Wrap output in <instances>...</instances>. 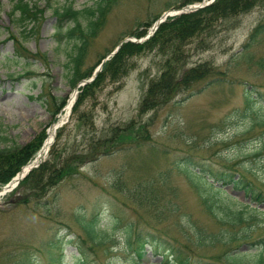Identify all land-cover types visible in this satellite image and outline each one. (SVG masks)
Returning a JSON list of instances; mask_svg holds the SVG:
<instances>
[{
  "label": "rangeland",
  "instance_id": "374dc122",
  "mask_svg": "<svg viewBox=\"0 0 264 264\" xmlns=\"http://www.w3.org/2000/svg\"><path fill=\"white\" fill-rule=\"evenodd\" d=\"M97 1L38 0L44 10L39 32L25 41L32 53L16 58L15 44L9 37L11 32L18 33L10 15L12 3L1 0L0 148L24 145L34 139L54 118L53 97L58 98L59 104L72 92L67 64L73 41L57 44L55 7L73 3L75 8L83 9ZM184 2L111 1L106 22L91 44L85 67L93 65L130 31L144 28V23L154 22L157 16ZM262 20L264 4L221 21L178 50L179 75L189 67L207 62L223 71L215 83H194L172 97L170 103L153 110L143 109L142 99L150 82L160 77L164 63L172 55L170 51L155 49L134 56L128 75L117 83L107 81L95 98L86 100L79 109L86 119H79L78 113L72 116L71 112L57 130L55 162L60 166L71 156L95 148H110L112 153L80 162L71 176L39 198L30 188L1 196L0 264H15L27 253L33 255V264H61V260L64 264H130L134 258L139 261L127 243L126 232L131 223L137 229L151 228L167 236L177 235L184 214H190L208 230H218L201 203L195 181L181 166L185 157H193L194 164L214 168H250L255 174L251 178L264 188V125H260L264 118V32L247 54L238 56ZM71 25L70 21L65 23L64 30ZM253 90L259 99L248 102L245 94ZM115 136L119 138L110 146ZM49 156L50 152L46 159ZM152 182L159 188L156 194L171 205L177 204L175 214L166 211L162 219L155 220L133 201L136 187L145 186L150 192ZM216 183L250 203V198L234 191L231 184ZM202 189L210 193L209 187ZM220 200L233 208H242L226 197ZM253 206L264 211V202ZM78 215L83 219L96 217L109 238L101 246L91 245L76 219ZM116 219L118 223L114 222ZM255 219L261 224L256 234H264V216L257 214ZM177 236L184 242L181 234ZM78 243L86 251L84 262L79 261ZM239 250L249 252L242 258L246 264L264 260V244L257 241L254 246L242 244ZM206 253L203 257L213 256L211 249ZM143 261L166 264L150 250ZM168 264L175 263L170 259Z\"/></svg>",
  "mask_w": 264,
  "mask_h": 264
},
{
  "label": "trees",
  "instance_id": "16d2710c",
  "mask_svg": "<svg viewBox=\"0 0 264 264\" xmlns=\"http://www.w3.org/2000/svg\"><path fill=\"white\" fill-rule=\"evenodd\" d=\"M111 1L113 0H98L95 5L87 6L83 9H77L73 3H67L54 9V14L57 18L55 26L57 44L61 45L63 42L73 41L67 64V78L70 80L72 89L77 86L80 80L89 78L96 66L112 50H108L101 55L94 63L95 65L85 67L91 44L106 22ZM199 1L202 0H185L183 4L177 7ZM11 3L10 15L12 16L13 24L18 28V33L11 32L9 36L15 44V55L30 56L31 52L24 45V42L33 34L39 32L44 10L39 5L38 0H11ZM263 4L264 0H216L211 5L197 11L168 17L167 21L160 25L156 33L145 42H124L118 52L104 63L95 80L79 87L80 92L73 107L72 116L78 113V118L84 119L85 116L79 109L87 99L95 98L97 91L107 81L117 83L128 75L133 68L132 59L134 56L155 49H160L163 52L170 51L172 55L164 63L160 77L150 82L142 99L143 109L153 110L170 103L173 99L172 97L190 89L194 83L201 81L215 83L219 81L218 77L223 71L207 62L189 67L179 75L178 61L180 55L178 58V50L193 38L204 32H209L221 21L234 18ZM1 9L2 2L0 0V14ZM69 21L72 25L64 30L65 23ZM149 25L150 23L146 22L144 23V28L139 27L128 34L140 38L146 34ZM263 32L264 20L253 29L243 46L242 52L238 56L242 57L247 54L252 45L257 43L259 34ZM254 94L255 90L246 92L245 95H247L248 102L249 100L257 101L259 99ZM57 101L58 98L53 97L51 104L54 107V111L52 110L54 118L52 121L56 120V114L65 105L66 98H63L59 104ZM260 125H264V118H262ZM45 137L46 129L43 128L34 139L24 145L14 144L0 148V188L7 184L21 170L22 166L33 158L40 149ZM59 137L60 135L58 134L57 139ZM139 137L140 135L137 137L136 143H139ZM116 138L119 137L115 136L111 141L113 144L110 146H114ZM58 143L56 141L52 147L49 158L22 180L14 192L21 188H30L35 197L39 198L40 195H44L65 177L71 176L80 162L94 161L99 154L112 153L110 148L104 150L103 148H95L86 154L71 156L64 164L59 166L54 159L57 154L55 150H57ZM182 165H184L183 170L185 173L195 181L200 190L199 192H201V203L207 214L215 220L219 229L216 231L208 230L195 221L190 214H184V218L179 222L177 230V235L181 234L184 239V242H181L177 235L167 236L166 234H161L159 230L154 231L151 228L137 229L135 224L131 223L126 232L127 243L139 261L134 258L130 264H146L143 260L149 249L154 256H162V263L166 264L169 263L170 259L175 264H246L242 258L249 255V252H241L239 250L241 245L247 243L254 246L256 241L259 244H264V234H256L261 224L255 219L257 214L264 216V211L260 210L258 206H253V204L258 205L264 202V188L251 178V175L255 176V174L250 168H243L240 171L231 165H225L221 169L199 162L194 164L191 156L185 157ZM220 181H223L224 185L231 184L234 191L244 193L250 198V203H245L239 200L240 198L234 197L228 189L216 183ZM150 184V192H148L147 187L138 185L132 196L133 201L137 205L144 207L146 209L145 213L149 215V218L155 220L162 219L166 211H169L172 215L175 214L179 209L177 204L171 205L167 200L165 201L159 194L155 193V191H159V188L155 187L153 182ZM202 187H209L210 193L206 194ZM220 196L224 199L226 197L233 200L236 204H240L242 208L236 209L225 204L220 200V198L223 199ZM80 217H77V221L88 242L93 246H101L103 241L109 237L104 229L99 226L100 223L97 218L83 219ZM116 221L118 223L119 219L114 222ZM70 242L76 243L77 241L70 240ZM77 246L81 253L79 261L82 260L84 262L86 251L82 244L78 243ZM208 249H211L213 256L203 257L207 255L206 251ZM18 260L15 264H33V255L27 253ZM257 262L261 264L264 262L263 258H260ZM61 264H64L62 260Z\"/></svg>",
  "mask_w": 264,
  "mask_h": 264
},
{
  "label": "bare ground",
  "instance_id": "6f19581e",
  "mask_svg": "<svg viewBox=\"0 0 264 264\" xmlns=\"http://www.w3.org/2000/svg\"><path fill=\"white\" fill-rule=\"evenodd\" d=\"M76 96H77L76 89H73L69 95L68 101L64 107V112H63L62 116L60 117V120L61 119L66 120L67 119V117L69 116L70 111L72 109V106L74 104V101L76 99ZM57 130H58V123H53L52 125H50L48 127L47 136L44 140V143H43L42 147L40 148V150L37 152V154L32 158V161L30 163H38V162L46 159V157L48 156V154L50 152L52 145L55 142ZM25 170L26 169H24L22 172H25Z\"/></svg>",
  "mask_w": 264,
  "mask_h": 264
},
{
  "label": "water",
  "instance_id": "95a60500",
  "mask_svg": "<svg viewBox=\"0 0 264 264\" xmlns=\"http://www.w3.org/2000/svg\"><path fill=\"white\" fill-rule=\"evenodd\" d=\"M214 1H215V0H206V1L202 2V3L197 4V5H194V6L184 7V8L181 9L180 12H186V11H189V10H196V9H199V8L205 7V6H207V5H210V4L213 3ZM169 15H171V14H169V13H164L163 16H162L157 22H155L153 28H154V29H157V28L159 27V25H160L161 23H163V22L166 20V17L169 16ZM153 32H154V30L151 31V34H152ZM128 40H130V39H129V38H126L124 41H128ZM121 44H122V43H121ZM121 44H120V45H121ZM120 45H119V46L117 47V49L113 52V54L116 53V51L120 48ZM106 59H108V57H107ZM106 59L103 60V63H104V61H106ZM103 63H102V64L100 65V67L96 70V72H94L93 76H92L90 79H88V80H83L78 86H81V85H84V84H87V83H90L91 81H93V80L95 79L97 73L101 70ZM40 163H41V162H40ZM40 163L35 164V165H32L31 168H36V167H38ZM31 168H30L29 170L25 171L26 173H25V172H21V173L19 174V176H17V177L14 178L12 181H10V182H9V183L3 188V192H4L5 190H11V189L14 188L15 186H17L19 180L25 178V177L30 173ZM19 178H20V179H19ZM15 182H16V183H15Z\"/></svg>",
  "mask_w": 264,
  "mask_h": 264
}]
</instances>
